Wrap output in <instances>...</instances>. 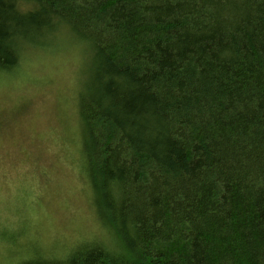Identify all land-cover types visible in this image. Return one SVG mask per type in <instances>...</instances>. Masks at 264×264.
<instances>
[{
    "label": "trees",
    "instance_id": "1",
    "mask_svg": "<svg viewBox=\"0 0 264 264\" xmlns=\"http://www.w3.org/2000/svg\"><path fill=\"white\" fill-rule=\"evenodd\" d=\"M63 29L110 239L18 264H264V0H0V71Z\"/></svg>",
    "mask_w": 264,
    "mask_h": 264
},
{
    "label": "rangeland",
    "instance_id": "2",
    "mask_svg": "<svg viewBox=\"0 0 264 264\" xmlns=\"http://www.w3.org/2000/svg\"><path fill=\"white\" fill-rule=\"evenodd\" d=\"M22 60L0 71V264L110 239L81 164L87 43L63 29Z\"/></svg>",
    "mask_w": 264,
    "mask_h": 264
}]
</instances>
